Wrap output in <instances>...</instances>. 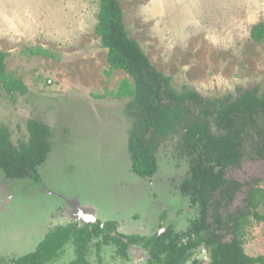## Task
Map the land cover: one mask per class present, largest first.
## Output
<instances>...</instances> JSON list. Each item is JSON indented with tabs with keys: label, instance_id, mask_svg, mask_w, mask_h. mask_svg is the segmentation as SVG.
Masks as SVG:
<instances>
[{
	"label": "rangeland",
	"instance_id": "rangeland-1",
	"mask_svg": "<svg viewBox=\"0 0 264 264\" xmlns=\"http://www.w3.org/2000/svg\"><path fill=\"white\" fill-rule=\"evenodd\" d=\"M120 2L130 37L171 77L176 91L209 99L236 98L256 87L264 94V40L252 38L253 28L264 24V0ZM99 10L100 0H0L6 71L28 88L11 96L0 82V127L9 128L15 145L29 140L32 119L52 129V151L39 168L41 185L8 179L0 169V264L35 252L48 232L70 223L113 221L124 235L150 237L163 232L161 226L185 232L198 216L181 192L190 164L180 135L162 143L152 179L132 170L130 100L115 94L133 79L122 70L108 73V51L96 32ZM39 48L49 55H33ZM254 154L246 146L242 167L228 171L227 178L250 184L231 212L245 210L255 180L264 188V159ZM99 242L90 247L91 264H149L140 246L130 247L124 260L113 244L99 251ZM243 243L252 256L264 253L262 225L252 219ZM74 259L69 243L56 264Z\"/></svg>",
	"mask_w": 264,
	"mask_h": 264
},
{
	"label": "trees",
	"instance_id": "trees-1",
	"mask_svg": "<svg viewBox=\"0 0 264 264\" xmlns=\"http://www.w3.org/2000/svg\"><path fill=\"white\" fill-rule=\"evenodd\" d=\"M96 32L108 51V73L122 70L133 79L132 83L124 80L115 94L118 99L130 100L126 110L133 119L128 140L133 172L152 179L159 170L157 154L162 143L180 135L181 153L190 164V176L182 183L181 192L190 198L198 216L185 232L168 226L165 232L150 237L124 235L113 221L58 226L45 235L35 252L10 264H56L69 243L75 246V259L69 264H91L88 254L95 240H101L99 251L103 245L113 244L124 260L129 259L131 246H140L148 253L149 264H187L202 244L211 250L212 264H264L263 257L252 258L245 253L241 239V217L252 215L261 206L264 191H254L244 216L233 213L225 218L223 212V200H233L242 186L225 176L231 167L242 166L245 147L254 149L252 158L264 159V94L256 87L241 91L236 98L228 95L209 99L188 89L176 91L171 77L159 72L138 41L130 37L120 0H100ZM252 38L256 42L264 40V24L253 28ZM32 54L48 56L49 52L39 48ZM6 59L7 54L0 51L4 89L11 96L27 94L26 84L7 73ZM27 128L29 140L15 145L9 128L0 127V169L8 179L29 178L41 185L39 168L52 151V129L33 119ZM254 215L258 222H264L263 214L257 211ZM230 232L234 235L232 242H222V236Z\"/></svg>",
	"mask_w": 264,
	"mask_h": 264
},
{
	"label": "flooded vegetation",
	"instance_id": "flooded-vegetation-1",
	"mask_svg": "<svg viewBox=\"0 0 264 264\" xmlns=\"http://www.w3.org/2000/svg\"><path fill=\"white\" fill-rule=\"evenodd\" d=\"M260 159V158H259ZM242 167V166H241ZM231 168H240V167H231ZM230 168V169H231ZM230 169H228V171L230 170ZM228 171H227V174H228ZM227 174H226V176H225V178H226V180H229V181H236V182H238V183H240L242 186L240 187V189L238 190V191H236L235 192V195H234V199L233 200H231L232 199V197H230V198H228L227 197V199H225V200H223V203H224V205H226V208L225 209H223V212H225V218H227V216L228 215H230V214H233V213H235V214H237V216H241V214H242V216H244L243 214H246L248 211H249V206H250V203H249V198L250 197H252L253 196V193H254V191L256 190V189H261L262 191H264V188L263 187H261L260 185H261V183L263 182V181H261V180H255L254 181V187H252V189H251V191H250V193H249V196L246 198V200H245V202H246V208H245V210H237L236 212H231L230 211V208L234 205V203H235V201H236V199H237V196L242 192V190L245 188V187H249L250 186V184H245V183H241V182H239V181H237V180H234V179H229V178H227ZM183 194V193H182ZM263 204H264V198H263V200H262V203H261V206L259 207V208H257V209H254L253 211H254V213L255 212H260L261 213V215L263 214V216H264V212H262L261 211V208L263 207ZM195 208V207H194ZM196 209V208H195ZM197 210V209H196ZM197 212H198V210H197ZM254 213L252 214V215H248V216H245V218L244 217H241V221L243 222V230H242V234H243V236H244V234H245V230H246V228L248 227V225H249V223L251 222V220L253 219L257 224H259V225H262V229H263V231H264V222H258L257 221V219H256V217H255V215H254ZM99 221V220H98ZM97 221V222H98ZM165 220H163V222H164ZM96 222V223H97ZM231 225H233V224H230V226ZM168 227V226H167ZM167 227L166 226H164V230H163V232H165L166 230H167ZM118 231H119V228H118ZM231 231H233V229H231ZM120 232V231H119ZM243 236H242V244H243V248H244V243H243ZM229 238H231V240H229ZM234 239V235H233V233L232 232H230L229 234H225V235H223L222 236V242H224V243H230V242H232V240ZM134 246V245H133ZM132 247V246H131ZM244 250H245V248H244ZM245 253L247 254V255H249L250 257H252V258H261V257H263L264 258V253H259V252H257V254L255 255V256H252V255H250V254H248L247 252H246V250H245ZM194 261H198L200 264H212V252H211V250L205 245V244H202V245H200L196 250H195V252H194V254H193V257L191 258V260L190 261H188L187 262V264H189L190 262H191V264H193V262ZM259 264V263H258Z\"/></svg>",
	"mask_w": 264,
	"mask_h": 264
},
{
	"label": "water",
	"instance_id": "water-1",
	"mask_svg": "<svg viewBox=\"0 0 264 264\" xmlns=\"http://www.w3.org/2000/svg\"><path fill=\"white\" fill-rule=\"evenodd\" d=\"M97 221H94V222H92V223H96Z\"/></svg>",
	"mask_w": 264,
	"mask_h": 264
}]
</instances>
